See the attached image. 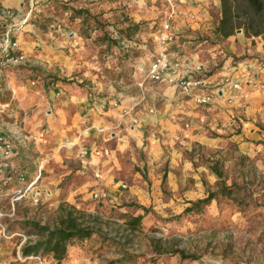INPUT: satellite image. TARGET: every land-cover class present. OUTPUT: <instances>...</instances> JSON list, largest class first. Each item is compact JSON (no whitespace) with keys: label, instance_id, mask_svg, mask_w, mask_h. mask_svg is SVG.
I'll use <instances>...</instances> for the list:
<instances>
[{"label":"rangeland","instance_id":"rangeland-1","mask_svg":"<svg viewBox=\"0 0 264 264\" xmlns=\"http://www.w3.org/2000/svg\"><path fill=\"white\" fill-rule=\"evenodd\" d=\"M24 2L25 17L18 26L0 34V49L5 33L10 30L11 37L18 40L22 52L29 58L25 65L1 68L4 73L0 77V103L5 106L3 130L13 141L22 134L26 142L23 146L16 143L18 156L13 182L0 188V213L5 214L0 224L10 237L0 240V264H22L17 260L22 238L14 234L37 237L29 235L30 228L22 224L24 220L37 219L43 225L54 227L62 206L91 215L84 220L95 227L98 235L83 243L76 242L68 260L62 264H264V140L231 141L226 136L224 144L216 149L196 142L190 145L189 138L179 143L178 148H183L179 152L182 156L179 167H189L184 188L195 186V176L200 178L205 191L200 199H184L189 204L184 209L172 210V204L160 203L155 197L148 203H141L138 197L122 196L114 200L115 195L110 191L121 182L128 191L129 186L140 185L137 179L150 193L156 194L154 185L160 179L158 192L171 197L169 172L180 175L178 169L170 168L173 150L168 144L162 145L161 159L154 160L157 155L148 154L143 145H133L131 151L117 155L119 162H114L112 136L127 126L117 129L112 121L114 115L106 114L113 112L125 119L132 118L122 114V108H128L131 98L155 105L158 110L164 107L162 101L155 102L144 86H140L142 76L137 67L150 60L159 47L156 39L165 0ZM80 9L90 10L106 23L105 27L94 26L93 20L90 26L84 24L83 15L75 12ZM133 25H138L137 31ZM112 31L119 33L118 43L111 39ZM105 33L109 38L104 37ZM50 35L57 42L59 53L55 58L23 49L25 43L47 44ZM37 50L42 51L40 47ZM1 57L0 52V65ZM51 78L58 82L46 86ZM76 87L93 101V108L87 106L82 110L83 105L70 102L65 93L70 94L71 88ZM116 102L121 107H115ZM105 119L111 125L101 122ZM181 127L184 133H194L207 126L193 129L192 123L184 120ZM238 127V124L233 126L229 134L239 135ZM151 128L141 138L144 146L154 131ZM104 133L110 139L107 144L102 139ZM161 137L156 134L157 140ZM102 149L109 150V156H96L95 151ZM85 151L89 154L83 159ZM106 160H111L106 174L110 178L104 179ZM215 163L223 172V180L216 179L210 170ZM23 174L29 182L20 181ZM40 174L37 187L42 192L51 191L50 198L43 199L44 203L36 208L34 197L28 192L16 204L15 217H9L13 199ZM211 178L216 181L212 182ZM222 181L236 188L237 200L220 195L211 205L204 206L201 213L184 212L191 202L220 190ZM97 191H103L107 197L93 199L92 194ZM126 214L143 216L140 230H127L122 217ZM176 250L195 259L182 258L174 253ZM40 256L45 264H60L50 255Z\"/></svg>","mask_w":264,"mask_h":264},{"label":"crops","instance_id":"crops-1","mask_svg":"<svg viewBox=\"0 0 264 264\" xmlns=\"http://www.w3.org/2000/svg\"><path fill=\"white\" fill-rule=\"evenodd\" d=\"M178 2L180 15L175 24L176 40L167 50L173 54L189 56L194 64H205V73L200 76L208 85L204 92L213 93L224 77H229L234 82L240 83L242 89L237 91L224 90L214 96L212 105L200 107L191 97L183 95L173 85L146 82L144 84L146 92L155 102L162 101L164 103L162 109L158 110L155 105L148 103H140L137 99H129L130 104L127 107L132 110L130 116L136 118L139 121L138 124L131 123L132 118L125 119L120 117V114L117 115L113 112L106 113L114 115L112 121L117 129H120V126L122 128L127 126V129L117 131L112 136L111 140L114 141V145L111 159L114 162H119L117 155L131 151L133 145H143L148 154L157 155L154 160L156 158L161 159L162 145L168 144V147L173 150L170 168L180 171L179 176L176 175V172H169L168 188L172 191L171 197L163 196L158 192L160 179L154 185L155 188L153 187L156 194L150 193L148 188L146 189L136 179L135 181L140 185L129 186L128 191L125 190L127 187L122 182L119 185L115 184L116 187L113 186L110 190L115 195L114 200L122 196L129 199L138 197L142 199L141 203H148L155 197L156 201H161L160 203L172 204L173 206H170L172 210L181 207L184 209L185 206L189 205L185 204L184 199H192V201L200 199L205 196V191L200 178L195 176L193 177V179L196 178L195 186L192 189L184 188L189 167H179V161L181 162L182 158L179 152L183 150V148H178L179 143L183 144L186 142L185 139L189 138L190 145L196 142L216 149L224 144L223 141L226 136H230L229 140L231 141L240 138L242 140L245 138L256 141L264 140V34L259 37L248 38L242 30L241 33H236L229 38H219L215 34V28L219 19L220 0H178ZM25 6L24 0H0V34H3L6 29L19 25V21L25 17ZM7 11H10L11 14L8 15ZM183 13L187 16L193 15L195 18L193 20L186 19ZM50 37L51 40L46 41L48 45H40L36 42L33 44L25 43L23 49L39 53L42 57L54 56L53 58H55V54L59 53L57 42H53L55 40L53 35ZM38 47L42 51L37 50ZM156 48L155 53L160 50L159 47ZM3 74L1 73V76ZM248 75L253 76L257 86L248 84ZM71 89L70 94L66 92L65 95L68 94L70 102L75 103L76 106L83 105L82 110L94 104L92 100L84 96L81 89L77 87ZM150 109H155V112L149 113ZM98 111L101 113L100 110ZM184 120L191 122L193 129L202 126L207 127L194 133H184L185 131L181 127V122ZM101 122L104 125H111L106 119L101 120ZM237 124L241 132H238L239 135H230L229 131L233 130V126H237ZM148 127L156 129L151 128L154 131L147 138L148 143L144 146L141 138ZM186 127L190 128V125L187 124ZM182 133H184L183 137ZM214 133L215 135H213ZM156 134H161L162 137L157 140ZM102 139L106 144L110 141L106 133L102 134ZM106 161L103 163L105 174L102 177L104 179L110 178V175L107 176L106 174L110 169L108 164L111 163V160ZM214 176L218 179L216 175ZM215 178H211L212 182L216 181ZM52 260L55 261L53 258Z\"/></svg>","mask_w":264,"mask_h":264},{"label":"built area","instance_id":"built-area-1","mask_svg":"<svg viewBox=\"0 0 264 264\" xmlns=\"http://www.w3.org/2000/svg\"><path fill=\"white\" fill-rule=\"evenodd\" d=\"M178 3V0H165L164 2V15L162 17V22L157 32L156 39L160 50L154 53L150 60L141 63L137 67L139 74L142 76L140 86L143 87L146 82H153L163 85H173L177 87L183 95L191 97L198 106H210L214 103L215 95H218L224 90H241L242 86L240 83L234 82L231 78L224 77L218 83L213 93H206L204 92V89H206L208 85L205 80L200 77L201 74L205 73V64H194L193 60L189 56L173 54L172 52L167 50L176 40L175 24L177 22V17L180 15L178 11ZM7 14L10 15L11 12L7 11ZM183 16L186 17V19L193 20L195 18L193 15L187 16L184 13ZM4 37L5 38L0 49V52L2 54L0 76L2 73L1 68L8 66H22L27 64L29 61L28 56L24 52H22L18 40L11 37L10 30L5 33ZM247 77V82L249 85H256L255 81L253 80V76L248 75ZM114 106L121 107L118 102L114 103ZM3 108H5V106H2L0 103V188L13 182L14 162L18 156L16 143L18 144V146H23L26 142V138L22 134H18V136H16L15 140L13 141L4 132L2 124ZM131 111L132 110L129 108H122V114L124 116L131 115ZM154 112L155 111L153 109H150L149 111V113L152 114ZM131 123L138 124L139 121L136 118H132ZM88 154L89 153L85 151L82 153L81 157L83 159H86ZM95 154L96 156L107 157L109 156V150H96ZM84 165L86 166L87 163L84 162ZM40 179L41 174L30 181L26 189L19 191L20 195L12 201L13 212L9 214V217H15L16 204L22 198H24L25 194L28 192L33 195L35 203L33 205L36 208H39L40 205L44 203L42 201L43 199L47 201L48 198H50L52 194L51 191L46 190L45 192H42L40 189H38L37 185ZM26 180L27 175L23 174L20 177V181L29 182L28 180ZM106 197L107 194L103 191H97L92 194V198L96 200H101ZM4 216L5 214L0 213V218ZM0 225L2 227L0 229V240L2 238H10L6 228L3 227L2 224ZM13 236H19L22 238V246L28 240L34 238L25 236L20 233H16ZM17 260L22 264H45V260L40 255L24 256L21 250H19L18 252Z\"/></svg>","mask_w":264,"mask_h":264},{"label":"trees","instance_id":"trees-1","mask_svg":"<svg viewBox=\"0 0 264 264\" xmlns=\"http://www.w3.org/2000/svg\"><path fill=\"white\" fill-rule=\"evenodd\" d=\"M220 5L219 19L215 28V34L219 38H229L234 36L239 30H243L248 38L259 37L264 34V0H220ZM75 12L79 16L83 15L84 24L88 26L91 25L92 20L94 21V26L105 27L106 25L97 16H93L90 10L80 9ZM132 28L137 31L139 27L138 25H133ZM118 35V32L112 31L110 36L114 42L118 43L117 39H120ZM104 37L109 38L107 33H105ZM55 82L58 81L55 78H51L46 86L54 85ZM210 170L218 179L223 180V172L217 163L212 165ZM235 189L233 186H226L223 182L220 190L210 192L207 198L203 200L191 202V206L187 207L184 212L201 213L204 206L211 205L220 195L226 199L237 200ZM90 216L73 207L67 206L64 208L62 206L59 219L54 227L49 224L43 225L37 219L24 220L22 224L30 228L29 235H36L37 237L31 238L22 246V254L24 256L50 255L57 263L62 264L68 260L71 249L76 242L83 243L98 236L95 227L84 220V218H89ZM122 217L125 219L127 230L136 232L141 229L143 216L126 214ZM174 253L179 254L182 258L195 259L194 256H188L182 250H176ZM117 263H120V260Z\"/></svg>","mask_w":264,"mask_h":264},{"label":"water","instance_id":"water-1","mask_svg":"<svg viewBox=\"0 0 264 264\" xmlns=\"http://www.w3.org/2000/svg\"><path fill=\"white\" fill-rule=\"evenodd\" d=\"M242 32V30H239L237 33H241Z\"/></svg>","mask_w":264,"mask_h":264}]
</instances>
